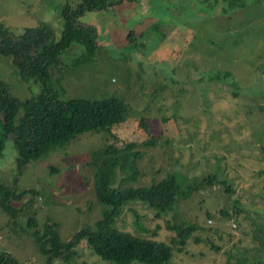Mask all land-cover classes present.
<instances>
[{"label":"rangeland","instance_id":"374dc122","mask_svg":"<svg viewBox=\"0 0 264 264\" xmlns=\"http://www.w3.org/2000/svg\"><path fill=\"white\" fill-rule=\"evenodd\" d=\"M81 2L0 0V22L15 33L47 23L60 36L63 8ZM111 3L80 18L97 32L92 61L73 66L83 50L73 44L51 73L60 100L118 94L127 118L80 133L19 171L5 138L0 181L14 195L28 190L12 199L16 222L0 207V254L16 264H112L85 244L71 262L51 259L27 227L29 217L38 229L57 222L63 242L95 228L104 206L93 170L112 145L124 157L117 181L150 184L173 171L183 189L159 215L144 201L127 204L115 227L170 243L167 264H264V0ZM0 78L19 100L38 89L19 77L10 56L0 55ZM184 223L197 228L182 243L176 226Z\"/></svg>","mask_w":264,"mask_h":264},{"label":"trees","instance_id":"16d2710c","mask_svg":"<svg viewBox=\"0 0 264 264\" xmlns=\"http://www.w3.org/2000/svg\"><path fill=\"white\" fill-rule=\"evenodd\" d=\"M111 4V0H82L76 8L66 5L62 12L64 25L60 36L47 23L25 27L20 33H15L0 22V55L11 57L24 82L38 83L35 93L19 100L13 95L10 85L0 78V157L5 138L11 137L18 171L26 162L65 147L80 133L109 130L115 122L127 118L128 105L118 94L60 100L53 87L51 73L52 68L62 66V55L73 44L83 48L73 59V66L84 67L92 61L99 47L97 32L93 25L82 22L80 18L86 11L102 10ZM20 108L22 114L14 122ZM118 150L108 145L104 149L107 154L93 170L95 196L104 206L102 218L96 222L95 228L83 227L63 242L57 222L47 223L43 229H38L35 219L27 218V227H31V233L40 243V251L51 259L56 256L71 262L78 255L79 246L85 244L101 259L112 264H130L134 261L167 264L170 261L173 254L170 243L120 230L113 222L131 202L144 201L156 215L171 210L183 191L180 182L173 171L150 184L134 185L126 183V178L117 181L118 168L124 163V157ZM131 167L133 172L129 175L135 177L138 168L133 163ZM53 170H57V167H53ZM27 190L23 188L19 195H14L13 187L0 181V207L13 222H16L18 211L12 205V199L25 194ZM221 213L226 214L224 211ZM195 228L196 225L189 223L176 226L182 243ZM0 264L16 263L2 253Z\"/></svg>","mask_w":264,"mask_h":264},{"label":"built area","instance_id":"2783aa9c","mask_svg":"<svg viewBox=\"0 0 264 264\" xmlns=\"http://www.w3.org/2000/svg\"><path fill=\"white\" fill-rule=\"evenodd\" d=\"M208 222H210V220H208Z\"/></svg>","mask_w":264,"mask_h":264}]
</instances>
